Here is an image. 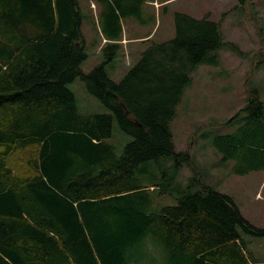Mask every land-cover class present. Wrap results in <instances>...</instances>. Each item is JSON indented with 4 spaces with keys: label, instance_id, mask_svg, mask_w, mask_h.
<instances>
[{
    "label": "trees",
    "instance_id": "1",
    "mask_svg": "<svg viewBox=\"0 0 264 264\" xmlns=\"http://www.w3.org/2000/svg\"><path fill=\"white\" fill-rule=\"evenodd\" d=\"M98 1L106 60L85 72L80 0H0V264H264L245 237L264 226L174 142L193 73L230 44L219 22L177 11L176 35L118 81L107 63L122 49L121 18L143 19L149 0ZM77 79L108 110L83 112ZM250 89L228 122L243 124L211 142L226 159L243 153V173L264 167V100Z\"/></svg>",
    "mask_w": 264,
    "mask_h": 264
},
{
    "label": "rangeland",
    "instance_id": "2",
    "mask_svg": "<svg viewBox=\"0 0 264 264\" xmlns=\"http://www.w3.org/2000/svg\"><path fill=\"white\" fill-rule=\"evenodd\" d=\"M80 1L82 30L88 52L82 68L89 72L106 60L102 49L107 41H104L102 32L105 4L98 0ZM177 11L195 18L207 15L219 22L224 40L230 44L219 50L218 65L204 63L193 73V81L177 105L172 122L176 150L186 151L193 165L199 167L203 178L208 183L216 184L222 192L232 195L245 217L262 227L264 167L247 173L239 172L236 168L243 163V153L236 159H226L211 142L215 136L234 132L243 124L242 120L228 122L245 106L250 88L258 89L264 100V0H247L244 5H240L239 0L144 2L141 6L143 19L137 15L121 18L125 31L122 49L113 63H107L108 71L113 79L121 80L152 42L173 38L176 35ZM69 87L75 92L83 112L108 110L89 93L81 79L70 83ZM191 168H183L181 180L191 175ZM245 237L255 258L264 262V237Z\"/></svg>",
    "mask_w": 264,
    "mask_h": 264
},
{
    "label": "water",
    "instance_id": "3",
    "mask_svg": "<svg viewBox=\"0 0 264 264\" xmlns=\"http://www.w3.org/2000/svg\"><path fill=\"white\" fill-rule=\"evenodd\" d=\"M121 106L124 109L125 113L128 114L129 113V110H128V108L126 107V105L123 102H121Z\"/></svg>",
    "mask_w": 264,
    "mask_h": 264
},
{
    "label": "crops",
    "instance_id": "4",
    "mask_svg": "<svg viewBox=\"0 0 264 264\" xmlns=\"http://www.w3.org/2000/svg\"><path fill=\"white\" fill-rule=\"evenodd\" d=\"M150 1V0H149ZM148 1V2H149ZM153 1V0H152ZM124 35H125V31H124V28H123V37H124ZM103 39H104V41H106V37L103 35ZM124 39V38H123ZM123 41V40H122Z\"/></svg>",
    "mask_w": 264,
    "mask_h": 264
}]
</instances>
